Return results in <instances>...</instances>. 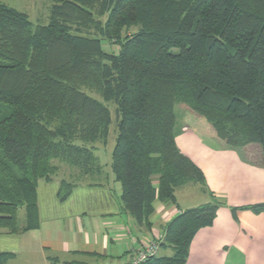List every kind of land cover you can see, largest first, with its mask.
Listing matches in <instances>:
<instances>
[{
    "label": "trees",
    "instance_id": "1",
    "mask_svg": "<svg viewBox=\"0 0 264 264\" xmlns=\"http://www.w3.org/2000/svg\"><path fill=\"white\" fill-rule=\"evenodd\" d=\"M109 101L110 168L138 226H150L154 202L205 182L175 143L176 108L206 143L264 167V0H51L48 21L35 24L0 1V231L37 227V182L58 163L76 177L101 172L93 144L106 142ZM59 183L63 201L76 182ZM217 208L176 215L160 244L173 254L144 264H183ZM236 210L260 213L264 203Z\"/></svg>",
    "mask_w": 264,
    "mask_h": 264
},
{
    "label": "crops",
    "instance_id": "2",
    "mask_svg": "<svg viewBox=\"0 0 264 264\" xmlns=\"http://www.w3.org/2000/svg\"><path fill=\"white\" fill-rule=\"evenodd\" d=\"M26 2L23 8L33 16L40 5L48 11L51 5V0ZM177 121L175 143L202 171L205 182L194 184L202 185L206 200L181 205L175 194L172 203L156 201L150 226L142 227L122 210L121 185L114 180L110 163L109 168L105 163L102 167L103 180L75 184L63 201L57 198L59 178L40 179L38 225L16 233L0 231V253L7 254L1 264H128L141 242L164 234L176 215L212 201L218 203L214 220L196 231L183 264H264V214L236 210L234 216L232 212L264 203V167L242 160L233 149L209 145L188 120ZM161 248L167 253H156L158 258L174 252L170 245Z\"/></svg>",
    "mask_w": 264,
    "mask_h": 264
},
{
    "label": "rangeland",
    "instance_id": "3",
    "mask_svg": "<svg viewBox=\"0 0 264 264\" xmlns=\"http://www.w3.org/2000/svg\"><path fill=\"white\" fill-rule=\"evenodd\" d=\"M0 1L9 6L15 7L21 11L26 12L28 14L30 21L34 24L35 23H46L48 21V12H49L48 7H44L40 5L39 7H37L39 13L33 16L32 14H30L29 11L24 9L26 5L29 4V2L28 3L26 2V0H0ZM42 13L44 14L40 15ZM104 47L105 48L108 47L106 43L104 44ZM173 50L176 51V49H173ZM86 91L91 96H94L97 99L102 100L100 96H98L97 93H95L93 90H86ZM105 104L108 106L110 115H111V122L109 125L107 139L105 143L97 142V143H94L93 145L95 147L94 153L97 156L99 163L102 165L103 168H104V163L107 165L106 168H109L108 165L111 161L112 150H113V146L115 142L117 128H116L115 104L111 101L105 102ZM175 112H176V121L178 119L187 120V118L184 116L183 111L176 108ZM248 156L252 157L250 155ZM254 156L257 160L258 158L256 157V155ZM76 174H77V170L72 169L71 167L69 168L68 165L66 164L58 163V169L56 171L55 177L57 176V178L59 179H64L66 182H76V184L82 183V182H92V181H97V180H103V177H104L102 170L99 173L88 175V176H82V177L81 176L76 177ZM201 187H202L201 184L189 183L181 187H178L175 191V194L177 196L178 201H180L181 205H196L206 200L207 198V195L203 192V189L201 190ZM252 213L253 214L263 213L264 214V212H260V213L252 212ZM23 221H24V212L22 209H19L18 210V222L21 224L23 223ZM166 253L167 251H164V249L161 247L157 251V255H164Z\"/></svg>",
    "mask_w": 264,
    "mask_h": 264
},
{
    "label": "built area",
    "instance_id": "4",
    "mask_svg": "<svg viewBox=\"0 0 264 264\" xmlns=\"http://www.w3.org/2000/svg\"><path fill=\"white\" fill-rule=\"evenodd\" d=\"M162 239L163 235L158 234L153 239L142 241L140 247L137 248L130 258L128 264H144L150 257L156 255L161 246Z\"/></svg>",
    "mask_w": 264,
    "mask_h": 264
}]
</instances>
